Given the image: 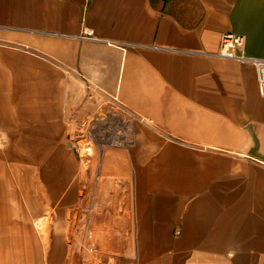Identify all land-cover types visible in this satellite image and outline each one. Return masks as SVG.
<instances>
[{"label":"crops","instance_id":"obj_1","mask_svg":"<svg viewBox=\"0 0 264 264\" xmlns=\"http://www.w3.org/2000/svg\"><path fill=\"white\" fill-rule=\"evenodd\" d=\"M0 31L34 45L0 44V264L26 257L24 187L45 148L98 110L121 120L96 169L131 180L127 264H264V94L254 65L220 55L232 32L264 59V0H0ZM36 34L65 37L63 64L36 55ZM94 91L124 112L89 107ZM49 157L44 177L62 178ZM96 191L103 203L82 210L108 209Z\"/></svg>","mask_w":264,"mask_h":264},{"label":"rangeland","instance_id":"obj_2","mask_svg":"<svg viewBox=\"0 0 264 264\" xmlns=\"http://www.w3.org/2000/svg\"><path fill=\"white\" fill-rule=\"evenodd\" d=\"M82 40L89 39H80ZM15 42H17L15 35L11 33L7 35L0 31V44L34 52L32 43H25L31 45L27 44L28 48ZM64 46L63 36L36 34V55L42 59L63 64ZM76 52L77 47L74 46V59ZM60 69L63 72V65ZM84 88L93 91L92 87L89 89L85 84ZM94 96L95 99L89 100V107L96 101L99 106L115 107L118 111L124 112L123 106L113 98L108 96L103 98L96 91ZM84 121L91 126L86 128L73 124L61 140L60 147L45 148L47 155L51 157L63 158L64 152L69 151L78 159L81 171L79 170L72 185L63 189L60 183H57L58 180L56 182V177H44L55 174L49 171L53 169L48 161L49 156H46L45 161L36 164V187L32 186L30 180H26L25 201L26 204L32 203V199L36 198V214L32 210L25 212L26 257L19 260L22 264H127L128 251L135 248V226H129V220L134 219V211L131 210L134 200L131 180L103 179L98 176L96 169V160L102 156V146L114 140L113 135L121 122L120 116H112L106 111L98 110L97 114L90 113ZM97 122L105 123V127L98 128ZM69 134L73 135L71 139L68 137ZM98 141L101 143L98 144ZM63 165L62 161L60 170L64 169ZM82 170H87V176H81ZM47 171L49 173H46ZM39 175L41 177H38ZM124 181H127L128 185L122 190ZM97 188L105 192L104 203L108 209L82 210L81 204L84 199H88L90 204L103 203V198L96 194ZM119 190L126 196L125 202L128 203L126 210H120L118 207L116 210L113 209L114 203L124 202ZM87 193L90 195H86ZM35 195L36 197H33ZM58 250L63 257L62 262H56ZM13 261L10 260V263Z\"/></svg>","mask_w":264,"mask_h":264},{"label":"built area","instance_id":"obj_3","mask_svg":"<svg viewBox=\"0 0 264 264\" xmlns=\"http://www.w3.org/2000/svg\"><path fill=\"white\" fill-rule=\"evenodd\" d=\"M245 44L246 37L244 35L226 32L221 37L220 55L224 58L235 59L254 65L258 73L259 90L264 94V59L246 55L244 52ZM113 99L119 103L117 96H114ZM100 143L101 141H98V144Z\"/></svg>","mask_w":264,"mask_h":264},{"label":"bare ground","instance_id":"obj_4","mask_svg":"<svg viewBox=\"0 0 264 264\" xmlns=\"http://www.w3.org/2000/svg\"><path fill=\"white\" fill-rule=\"evenodd\" d=\"M87 33L91 34L92 33V29H87ZM49 34L53 35L54 33H49ZM108 40H109V42L116 43V42H113V40H111V39H108ZM128 44H131V43H128ZM36 149L39 150L38 148H36ZM45 150H43V151H45ZM68 150H70V148ZM43 151H41V153H43ZM72 158H73V156H72V154L69 151L68 152H64L63 161L65 162V164L69 165V167H72V163H73V159ZM72 168H74V165H73ZM75 168H76V166H75ZM57 180L58 179H56V182H57ZM73 180L74 179H72V177H69V174H68L66 168H64L62 170V178H60L57 183H60V187H63V189H66V187H69L71 185ZM56 253H57L56 254V259L58 258L56 262H62L61 258H63V257L60 254V251L58 250V251H56Z\"/></svg>","mask_w":264,"mask_h":264}]
</instances>
